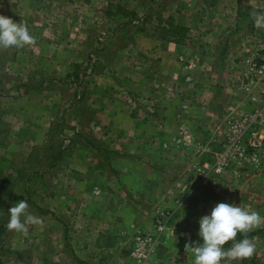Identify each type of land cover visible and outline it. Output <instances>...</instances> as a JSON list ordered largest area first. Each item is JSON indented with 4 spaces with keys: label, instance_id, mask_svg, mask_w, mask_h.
<instances>
[{
    "label": "rangeland",
    "instance_id": "rangeland-1",
    "mask_svg": "<svg viewBox=\"0 0 264 264\" xmlns=\"http://www.w3.org/2000/svg\"><path fill=\"white\" fill-rule=\"evenodd\" d=\"M227 2L229 0H0V14L15 22H24L34 37L32 44L19 49L0 48V154L13 164L12 169L0 176V223L3 219L5 224L0 236L2 264L57 263L54 261L60 248L58 244H68L71 239L69 225L77 228L78 221H87L81 217L86 204L94 205L95 210L98 209L94 211L105 220L98 224L89 220L92 229L119 227L112 221L122 215L125 203L122 201L121 205L116 199H108L127 198L117 181L118 174L106 165L113 164L116 168L127 166L129 162L137 163L139 160L133 157L137 155L132 148L138 139L136 131L146 129L147 124V133L157 131L153 119V124L150 121L139 124L133 117L148 120L146 113L154 112L156 107L154 99L164 103L166 98L184 96L197 108L203 103L202 95L209 92L208 97L215 101V94L220 89L224 91L223 79H234L238 61L264 40L260 21L249 9L234 28L227 26L225 21L233 11ZM203 3H210L214 8L204 17ZM173 26H185L188 30L171 36ZM224 35L230 39L220 43ZM133 37L143 50L131 49L128 40ZM145 37L151 39L145 43L142 40ZM172 37L189 42L185 49L174 50V61L170 63L177 66L178 73L150 70L153 54L163 50L164 43ZM218 37L216 47V42L212 43ZM179 55L190 61V82L182 73ZM155 73L158 74L155 76ZM24 85L30 86L29 89ZM212 101L213 105L209 102L203 105L208 104V109H213ZM213 112L215 114L214 109ZM214 114L201 117L204 120L196 117L191 120L197 138L211 141V148L206 146L205 150L213 154L203 157L208 162L221 147L226 124V114L219 113V118L223 119L219 126H213ZM203 123L207 124L206 131ZM103 132L108 133L103 135ZM262 133L264 135V130ZM201 140L192 138L197 143ZM123 147L131 152L123 151ZM55 153L58 158L52 159ZM178 156L170 151L156 155L159 157L156 161L168 166L189 161L194 172L193 165L200 162L202 155ZM156 161L154 163L159 165ZM261 161L256 168H228L219 176L205 175L200 186L190 192L193 200L188 205L185 201L178 204L180 217L174 219L170 208L154 212L152 223L143 229L134 228L130 240L122 243L127 246L125 249L129 250L134 233L151 230L155 219L160 218L165 209L171 213L168 225L174 226V230L163 242L168 237L175 241L178 233L188 231L183 237L184 245L202 242L197 235L198 219L209 213L216 203L247 206L264 217V155ZM92 166L95 171L87 168ZM142 178L149 180L150 175L144 173ZM168 190L162 195L173 198L179 191ZM104 193L108 197H104ZM21 199L27 200L28 211L42 220V223L27 225V233L6 227L8 209ZM2 212L5 214L1 217ZM252 230L258 231L250 238L256 244L253 256L229 264H264V220ZM119 241L117 237L115 242ZM165 250L161 249L160 255L153 259L162 257ZM177 250L172 246L169 251L172 264H192L190 253L181 251L179 254ZM114 251L124 256L121 249ZM60 254L59 259L64 253ZM152 261L146 264H155Z\"/></svg>",
    "mask_w": 264,
    "mask_h": 264
},
{
    "label": "crops",
    "instance_id": "crops-1",
    "mask_svg": "<svg viewBox=\"0 0 264 264\" xmlns=\"http://www.w3.org/2000/svg\"><path fill=\"white\" fill-rule=\"evenodd\" d=\"M227 3L231 6V9H233L232 12H229L232 13V15L228 17V21L227 22L225 21L227 26H232V28H234L235 23L239 24L240 22L239 20L241 19V16L246 15L245 13L246 9L251 10V12H253L255 16L257 15L258 17L257 20H260L259 14L261 13V10L259 8L263 5L264 0H229V2ZM202 8H203V17L208 14V11L214 9L213 5L210 3L207 4L203 3ZM242 10H244V14L240 12ZM134 38L135 37H133V39L128 40V43L130 42L131 44V49L133 48V50L136 51H137L136 48H138V50L140 51L143 50V47L141 48L136 45L135 43L136 41ZM150 39L151 38L145 37L142 40H145L146 43L147 40ZM229 39L230 37L224 35L220 43L228 42ZM142 40L140 39L139 41ZM215 40L217 41H214L212 44H215L216 42L215 46L218 47L220 37L215 38ZM164 44L165 45L163 50H157L155 51V54H153L155 57H153V63L152 66L150 67V70H155L156 72L161 70L162 72H166L167 70L168 74L172 73L175 75L176 73H178L176 72L177 66L175 65L172 66V64L170 63L172 59L174 61V53H175L174 50L179 51L180 49H185L187 47L185 44L189 45V42L186 43L184 42V40L181 42H175L172 37L170 41H167ZM172 49L173 51H171ZM260 51L264 52V50H260ZM184 52L188 53L186 51ZM251 53L252 52L250 51L247 57H249ZM247 57H244L239 61H243ZM190 70L191 69H189V72ZM182 73L185 74V71L182 70ZM157 74L158 73H155V76ZM229 79L231 78L229 77ZM229 79L228 81L223 79L224 84H226L224 85V87H222L224 91H221L220 89L215 94V96L213 97L215 101H212L211 97H208L209 92L202 95L201 101L203 103L200 102L201 104H198L197 108H195L194 105L192 107V102H191L192 100H189L187 97L184 96H180V97L175 96V99L166 98L164 103H162L159 99H154L156 101L155 102L156 107L154 112H151L150 114L146 113L147 115H149L148 120L147 118L145 120L144 119L139 120L136 117H133L135 122L139 124H145L149 121L151 122V120L153 119L154 124L157 127V131L152 132L151 134L147 133V131L145 130L149 129L148 124L146 129L141 131H136L135 138L138 139H136L134 145L132 146V148L134 149L133 150L134 152L133 151L132 152L133 154L137 155V156H133V157H137V159L139 160L137 161V163L129 162L127 163V166L121 165L122 167L120 166L116 168H113L114 167L113 164L106 165L107 169H111L113 173L118 174L117 181L121 185V191L124 197L127 198L126 200L125 199L120 200L118 197L117 198L113 197V199L110 198L108 199L111 201L116 199L118 203H120L121 205L123 202L125 203L123 204L125 205V207L124 206L122 207L123 208L122 215L117 217L115 221H112L114 226L119 225V227L117 228L118 230L117 229L112 230V228L95 229V230L92 229L89 226L90 224L89 220H93L94 224L104 223L105 220H102L101 215L95 212L98 211V209L95 210L94 205L88 206L86 204L81 211L82 212L81 217L85 218L87 221H82V222L78 221L79 225H77V228H74L73 226L69 225L71 239H69L68 244L63 242L58 244L60 248L58 254H56L57 259H55L54 261L57 263L54 264H132L128 257V249H125L127 247L125 244L127 240L128 241L130 240L128 238H131L130 236L132 232H134V228H140V229L146 228L150 222L152 223L153 221L152 219L155 216L154 212H159L164 208L171 209L174 215V219L180 217L179 215L181 214V208L178 207V204L184 203L185 201V204L188 205L190 200L191 201L193 200L191 198L192 195H190L192 193L190 192H193L195 189H197L202 183V179L203 180L204 178L206 179V176L203 174H196L195 172L191 171L190 164H188L189 161L188 162H186V160L184 161L187 164L180 163V165H176L173 163V165L168 166L166 165L165 162L159 163L158 161H156L159 158V157L157 158L156 155L158 154L165 155V154H169L170 151L172 152L174 151L175 155L177 156L186 153L187 157L188 154L189 155L191 154L193 156L192 158H194V153L195 151H197L196 150L197 147L199 152L203 151L200 154L202 156L199 157L200 161L207 160V158L205 159L203 158L205 157V155H207V157L209 158L210 155L213 154L212 151L211 153L208 152L209 149L205 150L206 146L211 148L210 145L211 141L210 140L205 141L197 138L199 136L195 132L197 130H195V127L191 123V120H193L194 117L198 119H202L201 117L206 118L208 115L214 114L213 112L214 109L215 119H212V121L215 124L213 126L215 125L219 126L218 124L219 121L223 119V118H219L220 116L219 113L221 111V103L224 98L226 99L229 98L233 104L236 105L239 104L240 106L242 105L244 106L243 93L241 92L240 89H238L235 86L232 80L229 81ZM233 86L234 89L232 88ZM218 88H220V86H217V89ZM225 92L226 93L229 92L227 94L229 96L225 95L226 94ZM211 101L215 103V108L208 109L209 107L207 106L208 104H206V106L203 105L207 102L211 104ZM183 105H185V107H183ZM186 111L187 113H185ZM202 122L203 121H201L199 124H202ZM207 122L208 121L206 120V123ZM206 123H203L202 125L204 126V130L207 126ZM210 124L211 122L209 123V125ZM180 126H186L189 134L191 133L188 143H180L176 141L177 131ZM200 128L201 130H203L202 127ZM107 133L108 132H103V135H106ZM194 137L197 140H201L200 142H198L199 144L197 142L192 141V138ZM142 138L143 140L149 142L143 141ZM146 138H148L149 140ZM152 140L154 141L153 143H151ZM126 150L127 149L123 147V151ZM118 152H122V151H118ZM126 152H131V150L129 151L127 150ZM213 156L214 155H212L210 160L214 158ZM145 160H148V162H146ZM155 161L159 165L155 164L154 163ZM87 168L89 170L95 171L93 166ZM112 168L115 170H113ZM131 168H133L134 170H132ZM131 171L133 173H130ZM144 173L150 175L149 180H143L142 177ZM95 174L97 173L95 172ZM191 174L193 176H191ZM219 175L221 174H218L217 176ZM182 184H184L187 187L185 191L187 190L190 191L189 192L181 191ZM166 189H170L168 190V192H172V191L177 192L179 190L180 192L178 191L177 194L178 197L177 195L176 197L175 195H173V198L172 196L162 195V192L164 193ZM170 194L171 193H168V195ZM103 196L108 197L107 195H105V193L103 194ZM181 196L183 198L185 197V199L183 198L180 199L179 197ZM89 207L92 208L89 209ZM54 218H56V216H54ZM187 232L188 231H185L183 233L181 232L178 233L176 235L175 241H173L171 237L165 238L163 242L164 245L162 244L160 248V250L161 249L165 250L164 247H167L165 253H162L163 254L162 257H156L155 259H151V260H153L155 264H172V260L170 259L171 255L169 254L170 253L169 251L171 250L172 246L178 249L177 252L179 254L181 253V251H187L185 250V245H184L185 241L183 240V237L187 236L185 235ZM117 237L120 239L119 243L115 242V239H117ZM116 248L121 249V251L124 253V256H118L117 253L114 251ZM60 253H64L61 259H59L60 256L62 255ZM184 254L187 255V253L185 252ZM181 257L182 255H180V258Z\"/></svg>",
    "mask_w": 264,
    "mask_h": 264
},
{
    "label": "built area",
    "instance_id": "built-area-1",
    "mask_svg": "<svg viewBox=\"0 0 264 264\" xmlns=\"http://www.w3.org/2000/svg\"><path fill=\"white\" fill-rule=\"evenodd\" d=\"M259 9L261 10L259 14L261 32L264 35V3ZM261 42L249 57L238 61L236 75L232 79L235 86L243 93L244 106L233 104L229 98L222 100L220 113L226 114V124L221 138V147L210 162L200 161L193 165L196 174L215 176L228 168L235 170L242 167L256 168L262 162L264 155L262 133L264 130V52L260 50H264V40ZM179 60L183 63L185 80L190 82L192 80L189 72L190 61L181 55ZM189 138L190 134L186 126H180L176 141L188 143ZM196 150L195 153L203 152H199L198 147ZM185 187L182 184L181 189ZM170 216V211L164 210L160 213V218L155 219L151 230H137L134 233L128 250V257L132 264H146L159 253L163 238L167 234H172L174 230V226L168 225Z\"/></svg>",
    "mask_w": 264,
    "mask_h": 264
},
{
    "label": "clouds",
    "instance_id": "clouds-1",
    "mask_svg": "<svg viewBox=\"0 0 264 264\" xmlns=\"http://www.w3.org/2000/svg\"><path fill=\"white\" fill-rule=\"evenodd\" d=\"M259 23V21H257ZM34 42L27 25L20 21L0 14V48H22ZM27 200L21 199L8 209L9 219L6 227L20 233H27L29 224L42 223L28 211ZM264 217L254 209L241 207L236 203H216L209 213L198 219L197 235L202 242L192 241L185 245V250L192 257V264H229L230 261L251 258L256 251L253 243L246 233L258 227ZM240 239H236L237 234ZM176 239V237H175ZM231 241L230 246L225 244Z\"/></svg>",
    "mask_w": 264,
    "mask_h": 264
},
{
    "label": "trees",
    "instance_id": "trees-1",
    "mask_svg": "<svg viewBox=\"0 0 264 264\" xmlns=\"http://www.w3.org/2000/svg\"><path fill=\"white\" fill-rule=\"evenodd\" d=\"M240 12H242V14H244V10H242V11H240ZM131 13H132L134 16H136V14H135L133 11H132ZM186 30H188V29H187V27H185V26H173V27H171V29H170L171 36L178 34V31H183V33H184ZM173 40H174L175 42H181V41H183V38H181V37H180V38H178V37H173ZM24 86H25V85H24ZM28 87H30V86H28V85L25 86L26 90L29 89ZM26 90H25V91H26ZM59 152L62 153V151H59ZM54 156H55V157H53L52 159L58 158V157L56 156V153L54 154ZM12 168H13L12 161H11L9 158H7L5 155L0 154V176H1L3 173H5L6 171H8L9 169H12ZM14 170H16V169H14ZM3 214H5V213L2 212V213H1V217L3 216ZM1 219H2V218H1ZM4 227H5V224H4V221H3V219H2V221H1V223H0V236H1L2 231H4ZM257 232H258L257 230H251V231H249L248 233H246V235H247L249 238H251V237H253ZM240 238H241V234L238 233L236 239L238 240V239H240ZM230 244H231V241H229L228 243H226V244H225V247L230 246ZM0 264H2V260H1V259H0Z\"/></svg>",
    "mask_w": 264,
    "mask_h": 264
}]
</instances>
